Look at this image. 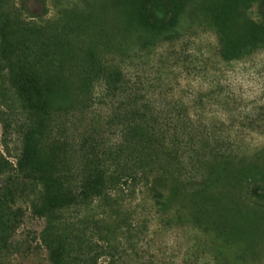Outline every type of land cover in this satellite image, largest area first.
Masks as SVG:
<instances>
[{
  "label": "rangeland",
  "instance_id": "374dc122",
  "mask_svg": "<svg viewBox=\"0 0 264 264\" xmlns=\"http://www.w3.org/2000/svg\"><path fill=\"white\" fill-rule=\"evenodd\" d=\"M146 2L132 0L136 9L115 18L111 0H2L14 21L9 45L48 98L50 117L39 118L43 142L60 169L78 173L92 147L117 135L110 118L131 93L105 97L101 86L109 72L123 71L132 94L160 110L165 131L167 110L179 128L190 115L198 134H216L222 151L235 153L197 163V180L167 178L171 213L185 227L158 237L151 253L159 249L164 264H173L187 244H214L222 264H264V49L226 62L215 31L223 30L232 49L263 41L264 0H168L163 23ZM42 227L27 219L21 231Z\"/></svg>",
  "mask_w": 264,
  "mask_h": 264
},
{
  "label": "trees",
  "instance_id": "16d2710c",
  "mask_svg": "<svg viewBox=\"0 0 264 264\" xmlns=\"http://www.w3.org/2000/svg\"><path fill=\"white\" fill-rule=\"evenodd\" d=\"M111 1L108 12L115 18L136 9L132 0ZM148 1L144 7L153 19L166 21L163 2L168 0ZM2 4L0 0V264H164L159 249L151 253L156 239L185 227L171 213L164 193L167 178L197 180V163L207 167L211 158H234V151L223 152L216 134H198L190 115L179 128L167 110L171 128L165 131L160 110L132 94L127 75L117 70L101 86L105 97L131 93L110 118L118 122L116 137L92 147L78 173L69 166L60 169L39 123L40 115L50 117L48 98L9 45L14 21ZM215 31L226 62L264 49V40H247L232 49L223 30ZM92 92L90 85L86 101L92 102ZM27 219L43 221L39 233L21 231ZM221 254L214 244L209 249L187 244L172 263L222 264Z\"/></svg>",
  "mask_w": 264,
  "mask_h": 264
}]
</instances>
